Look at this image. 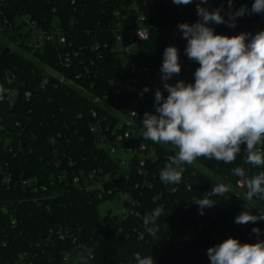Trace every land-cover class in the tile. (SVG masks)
I'll return each instance as SVG.
<instances>
[{"label": "trees", "instance_id": "trees-1", "mask_svg": "<svg viewBox=\"0 0 264 264\" xmlns=\"http://www.w3.org/2000/svg\"><path fill=\"white\" fill-rule=\"evenodd\" d=\"M131 1L146 3L153 14L150 23L157 29H178L179 23L194 24L200 20L196 12L197 0L186 6L176 5L172 0L0 2V24L6 22L12 27L10 33L0 35V264H14L22 252L27 253L30 264H64L63 257L76 251L92 254V264H136L134 254L137 252L142 257L152 255L155 264H210L208 248L229 237L241 243L264 240V220L245 225L234 222L245 210L253 215L264 213V200L254 197L251 203L246 201V189L238 186L239 178L233 175L232 169L238 166L245 168L249 176L264 171V166L245 164L243 151L234 163L200 157L196 161L202 168L183 165L182 181L176 184L178 190L175 193L166 191V184L158 177L153 180V188L144 189L139 197V189L133 187L139 181L135 171L130 172L127 181H119L120 187L139 201L136 209L142 216L151 214L157 206L164 208L156 221V235L148 236L142 242L130 233L117 234L108 216L99 214L101 200L96 189L86 191L70 184L71 172L111 168L106 161L107 155L97 148L95 136L89 131L91 113L96 112L98 116H107V113L89 94L101 96L107 81L115 80L121 74L107 48L96 53L89 51L88 46L95 41V35L96 40L108 41L103 28L110 22L111 11L121 2ZM253 2L233 0L230 9L228 0H208L202 6L209 11L222 8L221 15L228 21L229 12L241 7L251 10ZM20 15L27 16L44 29L51 23L59 25L71 41L67 48L80 49L82 54L68 69L56 67L51 48L34 53L30 58L24 57L9 47L10 43L16 42L15 35L22 27V24L15 25ZM262 16L264 13L245 14L236 18L235 27H229L227 23L208 26L217 34L235 36L239 35L237 30H247L254 18ZM155 40L153 37L152 42ZM174 42L185 50L187 41L184 38H176ZM183 55L190 73L195 72L198 63ZM86 68L89 75L84 74ZM49 70L63 72L65 80L60 82ZM80 74L85 76L78 77ZM159 153L163 166L169 155H175L167 150ZM62 172L68 175L67 184L55 187L58 192L55 197H50L52 189H47L34 200L31 188L20 184L34 180L37 186L46 185L50 178ZM216 176L231 184L230 191L225 197H212L216 201L212 207L214 219L202 227L191 242L178 248L174 239L183 228L195 223V217L200 213L199 206L192 203L193 198H202L210 192L219 183ZM185 178L191 184L189 190L183 185ZM3 209L8 210L7 213ZM12 217L18 221L16 226L11 224ZM59 228L67 231L64 241L49 233L50 229L56 231ZM253 228L260 229L259 235L252 232ZM123 229L126 231L125 227ZM212 234L216 236L215 240ZM160 243L162 247L157 249Z\"/></svg>", "mask_w": 264, "mask_h": 264}, {"label": "clouds", "instance_id": "clouds-1", "mask_svg": "<svg viewBox=\"0 0 264 264\" xmlns=\"http://www.w3.org/2000/svg\"><path fill=\"white\" fill-rule=\"evenodd\" d=\"M176 5H188L193 0H172ZM208 0H197L196 12L200 17L194 24L179 23L178 30L187 41L185 54L198 63L194 83L168 81L181 73L179 50L166 46L160 68L165 98L160 89L155 92V112H145L142 137L157 144H170L177 150L167 157L159 177L164 184L176 185L182 181L183 165H192L197 158L234 163L241 155L247 165L264 166V30L254 35L240 33L227 36L215 33L208 25L227 23L235 27V20L245 14L264 13V0H254L251 10L241 7L229 12V20L221 15L222 8L209 11ZM233 0H228L231 9ZM140 34V33H139ZM141 36V34H140ZM142 37V36H141ZM143 38V37H142ZM2 91V90H0ZM145 92L148 88L145 87ZM237 183L246 189L245 200L254 197L264 200V171L249 176L245 168L235 167ZM231 184L217 183L202 198H193L203 215L205 207H213L215 197H225ZM247 209V207H246ZM164 213L157 206L145 215V230L155 236L156 221ZM264 220V213L253 215L245 210L235 217V223L245 225ZM259 235L260 229L253 228ZM210 264H264V240L241 243L229 237L207 250ZM136 264H155L152 255L134 254Z\"/></svg>", "mask_w": 264, "mask_h": 264}, {"label": "built area", "instance_id": "built-area-1", "mask_svg": "<svg viewBox=\"0 0 264 264\" xmlns=\"http://www.w3.org/2000/svg\"><path fill=\"white\" fill-rule=\"evenodd\" d=\"M2 1L5 0H0V2ZM73 2L74 0H72ZM152 18L153 14L148 10L145 2H121L117 8L111 11L110 22L103 28L106 35H108V41L96 40L97 36L95 35V41L88 46L89 51H95L96 53L102 48H107L114 59L116 70L121 74L117 79L107 81L106 89L101 92V96L89 94L93 102L98 103L107 113V116H98L96 112H92L89 131L95 136L97 148L103 150L107 155L106 161L111 168L110 170L77 171L70 174V184L72 186L86 191L96 189L98 198L101 201L108 197L118 198L122 196L123 202L120 213L106 215L117 234L124 232L127 235V233H130L141 242L151 236L145 230L143 223V218L147 213L144 216L141 215L136 209L140 205L139 201L126 189L121 188L119 181H127L130 172L135 171L136 175L139 176V181H136L133 187L139 189V197H141V192L144 189L151 190L154 184L153 180L159 177V171L163 166L159 151L167 150L176 154L177 150L173 149L170 144L153 143L149 140H144L141 135L144 113L156 114V90L160 89L165 98L168 95V92L163 88L164 82L161 80L162 74L160 72L163 52L166 46L178 48L179 62L182 68L181 73L172 77L168 83L175 85L178 80L194 83V72L190 73V66L186 63L183 55L185 51L180 44L174 42L176 38L182 37V33L175 27L169 30L164 28L157 29L150 23ZM16 24L28 27V32L22 33L21 27L15 35V46L10 43L9 47L17 50L24 57L30 58L34 53H41L45 48H51L55 53L56 67L68 69L73 61L82 54L80 49L67 48V44L71 45L68 33L55 23H51L49 28L44 29L29 20L27 16L20 15L16 19ZM11 28L9 24L3 22V24H0V35L5 32L10 33ZM261 30H264V16L254 18L247 30H237L236 32L237 34L244 32L254 35ZM30 32L35 36L33 42H28ZM168 35L170 36L168 37ZM153 37L156 39L154 42H152ZM119 59L124 61L122 66L117 65ZM52 72L54 74H51L60 82L65 80L63 72ZM84 74L89 75L87 68ZM85 75L80 74L78 77ZM68 83H71L70 80H68ZM145 87L148 88L147 92L144 91ZM25 96L26 98L29 97L28 94H25ZM121 156H126L127 158L122 159ZM69 164L71 165V160ZM190 166L202 168V164L196 160ZM67 180L68 175L62 172L57 177L50 178L46 185L37 186L34 180L21 181L20 184L30 187L31 192L34 194V200H37L38 195L44 194L47 189H52L50 197H55L58 194L55 187L67 184ZM184 180L183 185L189 190L191 184L187 178ZM215 180L219 183H224L217 176ZM198 184L202 186V182L199 181ZM164 189L170 193H175L178 190V186L164 185ZM7 211L3 209L4 213H7ZM195 219V223L183 228L174 239L173 243L178 248L191 242L198 231L206 226L210 220L214 219L213 208L205 207L203 215L198 213ZM11 224L12 226L18 224L16 218H11ZM123 227L126 228V231H124ZM49 233L54 234L57 240L64 241L67 231L59 228L56 231L50 229ZM211 237L214 240L216 239L214 234ZM161 247L162 243L158 245L157 249H161ZM92 259L93 255L89 252L81 253L76 251L66 254L62 262L64 264H92ZM26 262H28L26 252L20 253L14 260V264H25ZM27 264H30V262Z\"/></svg>", "mask_w": 264, "mask_h": 264}, {"label": "rangeland", "instance_id": "rangeland-1", "mask_svg": "<svg viewBox=\"0 0 264 264\" xmlns=\"http://www.w3.org/2000/svg\"><path fill=\"white\" fill-rule=\"evenodd\" d=\"M19 22V20H17ZM22 33H27L28 32V27L23 26L21 29ZM34 34L33 33H29V38H28V42H33L34 41ZM124 64V61L122 59H119L117 62L118 66H122ZM50 71V70H49ZM52 74H54L52 71H50ZM122 159H126V156H121ZM236 193H239L238 191H236ZM122 202H123V197L119 196L118 198L115 197H108L103 199L102 201L99 202L98 204V212L101 216H104L106 214H110V215H116L118 213H120V211L122 210ZM250 202V201H249ZM251 203V202H250Z\"/></svg>", "mask_w": 264, "mask_h": 264}]
</instances>
